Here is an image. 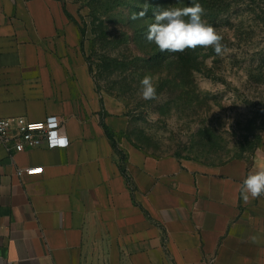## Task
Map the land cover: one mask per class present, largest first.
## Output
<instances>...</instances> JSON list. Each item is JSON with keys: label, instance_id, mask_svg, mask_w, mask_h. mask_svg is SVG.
<instances>
[{"label": "crops", "instance_id": "crops-1", "mask_svg": "<svg viewBox=\"0 0 264 264\" xmlns=\"http://www.w3.org/2000/svg\"><path fill=\"white\" fill-rule=\"evenodd\" d=\"M78 12L75 0H0V117L55 115L68 139L0 146V264H264V196L240 195L264 168V123L249 161L208 167L131 146L128 116L103 105L80 51ZM28 166L43 171L16 175Z\"/></svg>", "mask_w": 264, "mask_h": 264}, {"label": "rangeland", "instance_id": "rangeland-1", "mask_svg": "<svg viewBox=\"0 0 264 264\" xmlns=\"http://www.w3.org/2000/svg\"><path fill=\"white\" fill-rule=\"evenodd\" d=\"M75 2L80 51L103 105L128 116L122 135L128 144L155 157L208 167L251 159L264 123V0H217L215 29L233 47L220 56L216 81L196 73L189 85L178 84L174 65H157L161 54L171 61L172 52H161L145 38L162 0ZM174 4L180 5L173 0L169 7ZM133 14L138 18L131 19ZM204 62L210 66L211 58ZM145 74L158 83L155 100L138 94Z\"/></svg>", "mask_w": 264, "mask_h": 264}, {"label": "clouds", "instance_id": "clouds-1", "mask_svg": "<svg viewBox=\"0 0 264 264\" xmlns=\"http://www.w3.org/2000/svg\"><path fill=\"white\" fill-rule=\"evenodd\" d=\"M145 10L139 17L146 14ZM205 9L196 2L188 7H167L154 12V22L148 26L146 40L154 43L161 52L183 53L198 47H211L216 55H223L227 51L223 43V36L206 20L203 19ZM133 14L131 19H137ZM187 18V19H185ZM138 94L141 99H157L158 83L153 76L145 74L139 81ZM240 195L245 203L264 196V168L250 170L240 186ZM250 242L257 243L255 235L249 237Z\"/></svg>", "mask_w": 264, "mask_h": 264}, {"label": "built area", "instance_id": "built-area-1", "mask_svg": "<svg viewBox=\"0 0 264 264\" xmlns=\"http://www.w3.org/2000/svg\"><path fill=\"white\" fill-rule=\"evenodd\" d=\"M68 139L64 133L62 121L55 115H48L40 121H12L0 117V146L5 148L9 155L37 147L48 149L64 148ZM41 166L18 167L16 175L41 174Z\"/></svg>", "mask_w": 264, "mask_h": 264}, {"label": "trees", "instance_id": "trees-1", "mask_svg": "<svg viewBox=\"0 0 264 264\" xmlns=\"http://www.w3.org/2000/svg\"><path fill=\"white\" fill-rule=\"evenodd\" d=\"M163 3L160 6V10L169 7V4H171V2L173 0H162ZM177 2L180 3L179 6H176V4H174L171 7H188L191 6L193 3H200L202 4V6L204 7L205 10H207V14H205L204 16H206L205 18H207L209 20V24H211L214 28H216L215 22H216V18L215 13H214V7L215 5H218L217 0H177ZM187 19V18H185ZM217 30V29H216ZM233 34L236 35V30H233ZM224 44L227 47V50L229 48L233 47V44L230 42H224ZM167 51H164V53ZM172 54V60L170 61V57L169 55H165V54H161V58L160 61H158V66L162 65V66H167L168 68H170L172 65H174V73L173 76L175 78V80H177L178 84H184V85H189L191 83L194 82V75L196 73H201L203 74L205 77L211 79L212 81H216L218 79L217 76V64L220 63V56L222 55H216L214 50L211 47L208 48H202V47H198L195 50H186L183 53H171ZM201 54H203L201 56ZM202 57V59H199V57ZM205 57H210L211 58V62H210V66H206L205 65ZM263 74H264V69H263ZM107 136L109 137V139H111L113 141V135L106 131ZM113 144L115 145L114 141Z\"/></svg>", "mask_w": 264, "mask_h": 264}]
</instances>
